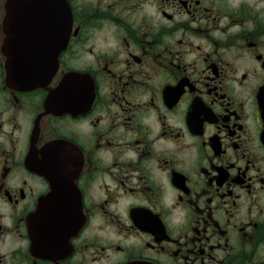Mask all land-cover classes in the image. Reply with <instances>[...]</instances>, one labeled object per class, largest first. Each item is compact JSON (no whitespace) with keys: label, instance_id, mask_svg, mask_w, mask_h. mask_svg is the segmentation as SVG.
Returning a JSON list of instances; mask_svg holds the SVG:
<instances>
[{"label":"flooded vegetation","instance_id":"flooded-vegetation-1","mask_svg":"<svg viewBox=\"0 0 264 264\" xmlns=\"http://www.w3.org/2000/svg\"><path fill=\"white\" fill-rule=\"evenodd\" d=\"M28 1L7 43L0 0V264H264V0ZM7 46L51 80L9 83Z\"/></svg>","mask_w":264,"mask_h":264},{"label":"water","instance_id":"water-1","mask_svg":"<svg viewBox=\"0 0 264 264\" xmlns=\"http://www.w3.org/2000/svg\"><path fill=\"white\" fill-rule=\"evenodd\" d=\"M29 4L28 0H8L7 2V12H6V30H7V43H11L16 37L15 29L13 28V22L16 20H21L23 17L21 15V8L27 7ZM17 7H21L17 9ZM8 60L6 64L8 82L14 85H22V86H35L47 83L53 77V74L56 72L55 68H35V67H20L18 66V59L12 54V49L7 46L6 50ZM260 107L262 117L264 119V86L262 87L260 94ZM264 139V132H263ZM52 196H58L57 193H52L44 198H42L40 202L41 210L37 213L39 215L40 225L38 228H45L46 225V217L47 211L45 210V205L51 204L49 200Z\"/></svg>","mask_w":264,"mask_h":264}]
</instances>
